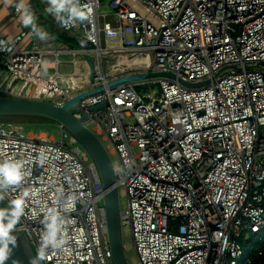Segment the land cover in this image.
Instances as JSON below:
<instances>
[{
  "label": "built area",
  "instance_id": "built-area-1",
  "mask_svg": "<svg viewBox=\"0 0 264 264\" xmlns=\"http://www.w3.org/2000/svg\"><path fill=\"white\" fill-rule=\"evenodd\" d=\"M80 4L93 9L90 21L63 27L56 20V27L87 47L40 41L13 7L18 31L0 36V95L60 104L103 87L79 109L117 157L125 201L119 224L129 233L134 264H250L239 240L264 230V0ZM146 72L175 78L108 87ZM177 79L208 82L188 88ZM41 150L42 166L35 163ZM4 159L24 164L23 183L1 200L8 207L28 192L16 230L35 258L47 209L65 216L69 243L38 264H112L104 191L73 136L61 142L0 121ZM73 197L75 210L63 212Z\"/></svg>",
  "mask_w": 264,
  "mask_h": 264
},
{
  "label": "water",
  "instance_id": "water-1",
  "mask_svg": "<svg viewBox=\"0 0 264 264\" xmlns=\"http://www.w3.org/2000/svg\"><path fill=\"white\" fill-rule=\"evenodd\" d=\"M154 76L175 78L169 72H146L119 77L107 84L108 87H112L125 81ZM177 81L189 88L199 87L207 83V80L197 83L184 82L181 79H177ZM102 89L103 87H97L87 92H82L61 104L0 95V117L18 116L47 119L55 123L61 133L62 131H66L76 139L80 148L94 165L102 190L104 191L102 198L106 222V238L111 262L112 264H128L121 242L119 198L113 165L101 141L83 124L87 116L83 111L79 110V101L82 97L101 91ZM104 105V102L100 103L91 107V110L101 108ZM75 113H78L79 116H76ZM0 208H3L1 203ZM14 234L17 237V244L5 264H30L31 260L35 258L31 247L19 231L16 230ZM36 264H38L37 261Z\"/></svg>",
  "mask_w": 264,
  "mask_h": 264
},
{
  "label": "clouds",
  "instance_id": "clouds-1",
  "mask_svg": "<svg viewBox=\"0 0 264 264\" xmlns=\"http://www.w3.org/2000/svg\"><path fill=\"white\" fill-rule=\"evenodd\" d=\"M5 3L15 7L20 23L24 27L30 28L36 38L42 42L51 39L50 34L38 26L37 17L30 7L29 0H5ZM46 4L45 11L63 27H70L77 22L90 21L92 17L93 9L81 6L80 0H46ZM45 159L43 150H41L35 163L42 166ZM24 178L22 161L0 160V199L4 198V194L10 188L21 185ZM27 196L28 192H24L22 197L11 200L7 208H0V264H5L16 247L17 237L14 232L24 216ZM75 199L76 197L72 198V203L66 206L63 212L75 210ZM40 222L43 224V231L40 234L36 258L32 259L30 264H36L37 260L44 261L50 249L53 251L62 250L69 243L65 216L57 207L48 208Z\"/></svg>",
  "mask_w": 264,
  "mask_h": 264
},
{
  "label": "crops",
  "instance_id": "crops-1",
  "mask_svg": "<svg viewBox=\"0 0 264 264\" xmlns=\"http://www.w3.org/2000/svg\"><path fill=\"white\" fill-rule=\"evenodd\" d=\"M29 3L30 7L35 11L38 26L43 27V29L50 34V42L73 47L62 41V39L60 38L61 34L77 41H81L78 38L70 36L68 34H60L56 27V19L45 11V8L47 7L46 0H29ZM13 7L14 6L7 5L5 3V0H0V36H3L5 38L13 36L18 31L17 22L11 15V10L13 9ZM24 45L25 43H22V46ZM68 68V66H64V69Z\"/></svg>",
  "mask_w": 264,
  "mask_h": 264
},
{
  "label": "rangeland",
  "instance_id": "rangeland-1",
  "mask_svg": "<svg viewBox=\"0 0 264 264\" xmlns=\"http://www.w3.org/2000/svg\"><path fill=\"white\" fill-rule=\"evenodd\" d=\"M78 69L84 70V68H82V67H79ZM147 91H148V93H152L151 88H148ZM156 93H158L157 89H156ZM16 125L19 126L23 130L24 133L32 134V133H38V132H45L48 135L52 136L56 140H59L60 136H61V132L59 131L58 127L55 124L46 123L43 125H39L38 127L34 126L36 124H34L33 126H29V125H25V124H16ZM63 132H65V131H63ZM97 138L99 140H101L99 135H97ZM101 143L104 146L105 150L108 152L112 165L117 166V164H118L117 157L114 154H111L109 152V147H108L107 142L101 140ZM118 198H119V209L121 211L125 207L124 194H123V190L121 188H118ZM0 203L2 204L3 208H7V205L1 199H0ZM120 232H121V242L123 245L126 260H127L128 264H134L135 263V255H134V251L132 248L129 233L125 228H120Z\"/></svg>",
  "mask_w": 264,
  "mask_h": 264
},
{
  "label": "trees",
  "instance_id": "trees-1",
  "mask_svg": "<svg viewBox=\"0 0 264 264\" xmlns=\"http://www.w3.org/2000/svg\"><path fill=\"white\" fill-rule=\"evenodd\" d=\"M60 38L63 42L67 43L73 47H87L88 45L83 41H77L75 39L69 38L63 34L60 35ZM0 121L10 122L14 124H25L29 126H39L43 124H55L50 120L36 117H18V116H3L0 117ZM56 125V124H55ZM57 126V125H56ZM58 127V126H57ZM256 245V250H254V255L252 257V264H264V232L261 240L249 241ZM244 247H248L246 244Z\"/></svg>",
  "mask_w": 264,
  "mask_h": 264
},
{
  "label": "bare ground",
  "instance_id": "bare-ground-1",
  "mask_svg": "<svg viewBox=\"0 0 264 264\" xmlns=\"http://www.w3.org/2000/svg\"><path fill=\"white\" fill-rule=\"evenodd\" d=\"M34 10V9H33ZM152 73H155V72H152ZM154 77H157V76H154ZM163 77H165V76H163ZM148 78H150V77H148ZM169 78V77H168ZM171 79H174V78H171ZM208 82V81H207ZM97 88V87H96ZM189 88V87H188ZM92 90V89H91ZM87 91H89V90H87ZM87 91H84V92H87ZM98 92H100V91H98ZM82 93V92H81ZM95 93H97V92H95ZM80 94V93H79ZM92 94H94V93H92ZM92 94H90V95H92ZM76 96V95H75ZM88 96V95H87ZM85 97V96H84ZM83 98V97H82ZM81 98V99H82ZM80 99V100H81ZM49 102H51V101H49ZM80 102V101H79ZM54 103V102H53ZM103 103V102H102ZM105 103V102H104ZM56 104H59V103H56ZM61 104V103H60ZM98 105V104H97ZM105 105H106V103H105ZM104 105V106H105ZM95 106V105H94ZM103 106V107H104ZM93 107V106H92ZM102 108V107H101ZM90 109H91V107H90ZM97 109H99V108H97ZM80 110V109H79ZM75 115L76 116H79L78 115V113H75ZM86 119H87V117H86ZM86 121V120H85ZM85 121H83V124L85 125ZM86 126V125H85ZM59 129V128H58ZM60 131V130H59ZM64 135H71V134H69L68 132H63L62 131V133H61V139H62V141H63V136ZM72 136V135H71ZM97 137V136H96ZM61 139H59L60 141H61ZM61 141V142H62ZM101 141V140H100ZM120 210V209H119ZM120 225V224H119ZM121 228V227H120ZM263 232H264V230H262V231H260V232H257V233H250L249 234V237L246 239V240H239V242L241 243V245H242V247H243V249L245 250V252H246V254H247V257L250 259V264H252V257H253V255H254V250H256V245L255 244H253V243H250L249 241H254V240H261V238L263 237ZM247 245L248 247H244V245Z\"/></svg>",
  "mask_w": 264,
  "mask_h": 264
}]
</instances>
